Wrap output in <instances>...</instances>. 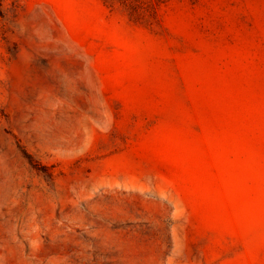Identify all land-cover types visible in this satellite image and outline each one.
Segmentation results:
<instances>
[{"label":"rangeland","instance_id":"obj_1","mask_svg":"<svg viewBox=\"0 0 264 264\" xmlns=\"http://www.w3.org/2000/svg\"><path fill=\"white\" fill-rule=\"evenodd\" d=\"M0 264H264V0H0Z\"/></svg>","mask_w":264,"mask_h":264},{"label":"trees","instance_id":"obj_2","mask_svg":"<svg viewBox=\"0 0 264 264\" xmlns=\"http://www.w3.org/2000/svg\"><path fill=\"white\" fill-rule=\"evenodd\" d=\"M171 0H107L111 5H120L136 22L152 24L157 19L159 8Z\"/></svg>","mask_w":264,"mask_h":264}]
</instances>
